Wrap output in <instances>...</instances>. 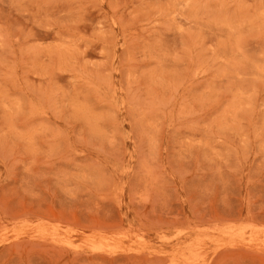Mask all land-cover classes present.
<instances>
[{"label": "rangeland", "instance_id": "obj_1", "mask_svg": "<svg viewBox=\"0 0 264 264\" xmlns=\"http://www.w3.org/2000/svg\"><path fill=\"white\" fill-rule=\"evenodd\" d=\"M0 264H264V0H0Z\"/></svg>", "mask_w": 264, "mask_h": 264}, {"label": "bare ground", "instance_id": "obj_2", "mask_svg": "<svg viewBox=\"0 0 264 264\" xmlns=\"http://www.w3.org/2000/svg\"><path fill=\"white\" fill-rule=\"evenodd\" d=\"M241 236V235H240Z\"/></svg>", "mask_w": 264, "mask_h": 264}]
</instances>
